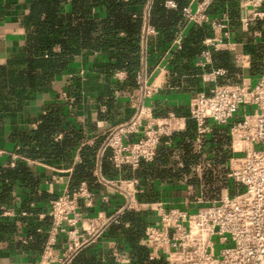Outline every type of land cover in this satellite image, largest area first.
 I'll return each instance as SVG.
<instances>
[{"label": "crops", "instance_id": "0c3cea01", "mask_svg": "<svg viewBox=\"0 0 264 264\" xmlns=\"http://www.w3.org/2000/svg\"><path fill=\"white\" fill-rule=\"evenodd\" d=\"M151 1L147 0L143 6L135 7L142 10L143 24L140 31V53L131 60L130 65L133 74L120 66L116 56L110 53V47L103 45L74 54L48 82L36 88L10 91L1 77L0 167L8 164L13 166L20 159L30 169L32 180L17 182L10 198L1 204V219L10 223V229L0 235V264L40 263L46 234L51 225L47 214L50 200L66 188L76 186L78 181L73 177L82 167H85L88 177L79 181H86L94 192L92 206L83 209V212L87 215L101 213L103 217H115V220L108 222L93 242L71 258L75 260L73 264H120L114 260V251L129 258L133 264H156V261L149 262L147 248L140 243L146 226L156 221L154 210L120 211L125 196L105 180L134 178L137 180L135 187L139 199L162 201L166 206L190 209L198 207L195 202L198 197L212 200L220 195L223 187H229L225 167L227 158L222 163L214 162L215 156L221 157L223 149H228L229 139L225 128L214 127L213 133L207 134L199 146L194 140L193 122L187 118L188 102L192 94L208 88V83L201 78L200 73L204 67L199 62L205 47L203 40L212 34L210 27L188 22L181 16L171 38L164 40L149 23ZM172 1L175 6L166 5L167 0L164 6L175 9L176 2ZM197 1L193 0V7ZM31 2L0 0V70L2 67L9 68L10 62L28 48V29L23 16ZM225 5H222L223 9ZM255 36L252 32L233 27L230 41L235 43V49L212 51L213 65L226 68L214 60V55L228 54L230 64L234 67L232 70H235L229 72L230 79L235 81L233 75L240 70L235 62V54L249 52L256 59V51L252 53L249 46L255 45L256 48L259 43L264 45V35ZM176 39H180V42L176 43ZM58 49V46L54 47V50ZM226 69L231 71L228 67ZM137 73H141L148 83L153 80L159 82L158 90L144 100L137 83ZM142 101L151 107L155 116L174 112L184 117L186 128L173 135L170 144L162 143L163 147L172 150L167 164L155 158V161L144 163L136 169L127 166L116 168L108 158L109 151L99 155L104 136L111 127L129 119ZM58 102L63 105L67 126L79 131L82 137L72 149L54 158L22 155L18 151L21 147L20 136L26 130L35 128L48 106ZM54 138L62 140L63 131H57ZM183 140L190 143L188 148L191 153L198 155L197 160L190 165L189 174L178 178L177 168L184 166L178 155L179 144ZM220 140H226L227 143L221 146L222 150L218 153ZM85 146L93 147L92 153L84 151ZM211 174L218 177V180L212 179ZM193 177L195 179L191 180ZM66 247L64 235L58 237L53 250L55 261L51 264H57Z\"/></svg>", "mask_w": 264, "mask_h": 264}, {"label": "built area", "instance_id": "2783aa9c", "mask_svg": "<svg viewBox=\"0 0 264 264\" xmlns=\"http://www.w3.org/2000/svg\"><path fill=\"white\" fill-rule=\"evenodd\" d=\"M166 5L175 6L172 0ZM190 0L182 7V16L196 25H208L212 32L203 40L199 65L207 90L192 94L187 118L193 122L195 142L200 146L214 127H224L229 139V155L225 162L229 187L212 200L198 197V207L166 206L165 202H148L137 197L134 178L105 180L125 196L120 211L153 209L156 221L146 226L140 243L147 248L149 261L164 264H264V68L253 72L254 59L249 52L235 54L240 67L232 81L229 71L214 66L212 51L234 50L231 29L251 32L258 22L264 24V0H236L235 7L218 0H199L193 7ZM235 9L236 16H231ZM253 29V28H252ZM152 31V29H149ZM259 37V30H252ZM255 36V37H256ZM264 41V39H263ZM180 39H176L179 43ZM262 42V41H261ZM255 43V42H254ZM253 74L257 75L252 81ZM141 97H150L159 82L148 83L136 74ZM186 128L185 118L168 112L155 116L143 101L126 121L111 127L104 136L99 155L109 151V160L116 168H138L151 162L159 144H170V138ZM94 192L86 181L65 189L50 200L51 219L39 264H51L57 238H66L67 247L57 264H68L83 247L93 242L104 226L115 217L87 215ZM114 260L133 264L118 251Z\"/></svg>", "mask_w": 264, "mask_h": 264}, {"label": "trees", "instance_id": "16d2710c", "mask_svg": "<svg viewBox=\"0 0 264 264\" xmlns=\"http://www.w3.org/2000/svg\"><path fill=\"white\" fill-rule=\"evenodd\" d=\"M147 0H32L23 22L28 29V48L12 60L9 68L0 70V82L3 76L5 85L10 91H26L48 82L59 72L67 61L76 53L86 48L108 46L110 53L116 56L120 66L128 69L131 74V60L140 53V31L143 24L141 9ZM189 0H175L176 8L167 9L165 0H152L150 4L149 23L153 25L164 40L173 35V29L179 18L181 9ZM220 3L235 6V0H218ZM231 16L235 18L236 11ZM253 28V29H252ZM259 30L264 35V24L258 22L252 30ZM123 33V34H121ZM254 44V43H252ZM251 45L250 50L262 49L264 45ZM58 46V50L54 47ZM214 60L218 64L228 67L230 73L234 67L230 64V57L226 53H216ZM63 105L54 103L48 106L46 112L39 117L35 128L26 130L20 136L21 147L18 151L25 156L51 157L72 149L82 135L79 131L69 128L65 123ZM57 131H63V139L54 138ZM163 143V142H162ZM159 144L156 160L168 163L172 150ZM226 140L218 141V153ZM189 142L185 140L179 144V158L184 164L177 168L176 176L185 177L191 170V164L197 160V153H191ZM228 145V143H227ZM84 151L92 153L93 147L85 146ZM224 154L215 156V163H222L229 155L227 148ZM155 158L152 161H155ZM151 161V162H152ZM150 163V162H149ZM144 164V163H142ZM141 164V165H142ZM85 167L74 175V180L88 177ZM181 178V179H182ZM195 179L193 177L191 180ZM30 169L20 159L13 166L0 167V213L1 204L10 198V194L17 182H30ZM8 221H2L0 215V235L10 229ZM74 259V258H73ZM73 259L68 264H73ZM152 262V261H149ZM155 262V261H154ZM152 262V263H154ZM80 263V262H79ZM156 264H164L156 261Z\"/></svg>", "mask_w": 264, "mask_h": 264}, {"label": "rangeland", "instance_id": "374dc122", "mask_svg": "<svg viewBox=\"0 0 264 264\" xmlns=\"http://www.w3.org/2000/svg\"><path fill=\"white\" fill-rule=\"evenodd\" d=\"M254 54H256L255 55V57L254 58H256V59H254V64H253V72H255V74L257 73V74H259L258 72H259V69L261 68H264V61H263V58H264V52H262V49H257L256 50V52L254 53ZM255 74H253V77L254 76H257V75H255ZM255 78V77H254ZM220 134V138H222V134L221 133H219ZM220 138H218V139H220ZM212 175V179H216V180H218V177L216 178V177H214V174H211Z\"/></svg>", "mask_w": 264, "mask_h": 264}]
</instances>
